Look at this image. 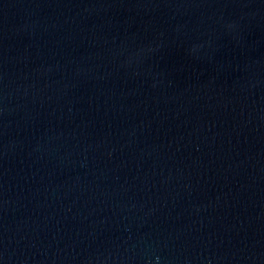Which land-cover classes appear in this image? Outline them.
Here are the masks:
<instances>
[{
  "label": "water",
  "instance_id": "1",
  "mask_svg": "<svg viewBox=\"0 0 264 264\" xmlns=\"http://www.w3.org/2000/svg\"><path fill=\"white\" fill-rule=\"evenodd\" d=\"M0 264H264V0H0Z\"/></svg>",
  "mask_w": 264,
  "mask_h": 264
}]
</instances>
